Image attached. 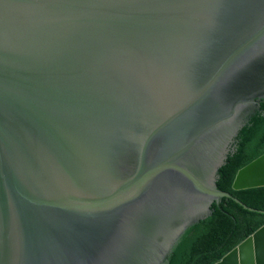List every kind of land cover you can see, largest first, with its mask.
I'll return each instance as SVG.
<instances>
[{
    "label": "water",
    "instance_id": "obj_1",
    "mask_svg": "<svg viewBox=\"0 0 264 264\" xmlns=\"http://www.w3.org/2000/svg\"><path fill=\"white\" fill-rule=\"evenodd\" d=\"M260 100L264 0H0V264H166Z\"/></svg>",
    "mask_w": 264,
    "mask_h": 264
},
{
    "label": "trees",
    "instance_id": "obj_2",
    "mask_svg": "<svg viewBox=\"0 0 264 264\" xmlns=\"http://www.w3.org/2000/svg\"><path fill=\"white\" fill-rule=\"evenodd\" d=\"M239 130L216 184L233 198L212 205V214L191 226L168 256L166 264H215L264 225V186L241 191L232 189L237 172L264 153V100Z\"/></svg>",
    "mask_w": 264,
    "mask_h": 264
},
{
    "label": "clouds",
    "instance_id": "obj_3",
    "mask_svg": "<svg viewBox=\"0 0 264 264\" xmlns=\"http://www.w3.org/2000/svg\"><path fill=\"white\" fill-rule=\"evenodd\" d=\"M259 105H260V103H259ZM254 159H255V158H254ZM234 180H235V179H234ZM233 183H234V182H233ZM232 189H233V187H232ZM233 190H234V189H233ZM234 191H235V190H234ZM227 193H228V192H227ZM232 198L234 199L233 196H232ZM236 199H237V198H236ZM239 201H240V200H239ZM221 202H222V201H221ZM240 202H241V201H240ZM214 203H215V202H214ZM214 203H213V204H214ZM220 204H221V203H220ZM220 204H218V205H220ZM245 240H246V239H245ZM230 252H231V251H230ZM230 252H229V253H230ZM225 256H226V255H225ZM220 260H221V259H220ZM220 260H219V261H220ZM219 261H218V262H219ZM216 263H217V262H216ZM216 263H215V264H216Z\"/></svg>",
    "mask_w": 264,
    "mask_h": 264
}]
</instances>
